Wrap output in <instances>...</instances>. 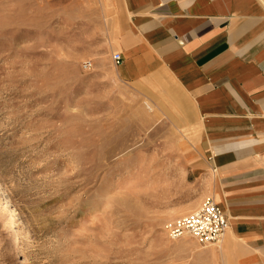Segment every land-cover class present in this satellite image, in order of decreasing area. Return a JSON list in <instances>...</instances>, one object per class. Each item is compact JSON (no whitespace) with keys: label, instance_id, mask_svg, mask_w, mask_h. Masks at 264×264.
Wrapping results in <instances>:
<instances>
[{"label":"rangeland","instance_id":"rangeland-1","mask_svg":"<svg viewBox=\"0 0 264 264\" xmlns=\"http://www.w3.org/2000/svg\"><path fill=\"white\" fill-rule=\"evenodd\" d=\"M125 10L0 0V264H234L168 236L214 196L186 98L119 76Z\"/></svg>","mask_w":264,"mask_h":264},{"label":"crops","instance_id":"crops-1","mask_svg":"<svg viewBox=\"0 0 264 264\" xmlns=\"http://www.w3.org/2000/svg\"><path fill=\"white\" fill-rule=\"evenodd\" d=\"M124 1L109 42L123 57L119 76L153 88L171 83L186 98L202 197L213 195L229 219L221 254L264 264V0Z\"/></svg>","mask_w":264,"mask_h":264},{"label":"built area","instance_id":"built-area-1","mask_svg":"<svg viewBox=\"0 0 264 264\" xmlns=\"http://www.w3.org/2000/svg\"><path fill=\"white\" fill-rule=\"evenodd\" d=\"M115 66H121V54L113 55ZM91 62L84 64L83 68L89 70ZM230 228L229 219L216 203L213 197L206 198L198 210L175 220L168 227V236L171 240H180L184 237L194 238L201 246L208 247L219 243Z\"/></svg>","mask_w":264,"mask_h":264}]
</instances>
